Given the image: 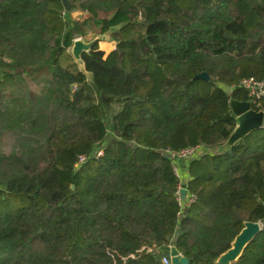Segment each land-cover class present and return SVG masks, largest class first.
Here are the masks:
<instances>
[{"label": "trees", "instance_id": "1", "mask_svg": "<svg viewBox=\"0 0 264 264\" xmlns=\"http://www.w3.org/2000/svg\"><path fill=\"white\" fill-rule=\"evenodd\" d=\"M108 32L81 71L74 39ZM244 78L264 81V0H0V264H215L244 221L233 264H264V124L217 151L229 99L264 111Z\"/></svg>", "mask_w": 264, "mask_h": 264}, {"label": "water", "instance_id": "2", "mask_svg": "<svg viewBox=\"0 0 264 264\" xmlns=\"http://www.w3.org/2000/svg\"><path fill=\"white\" fill-rule=\"evenodd\" d=\"M66 4V0H62ZM110 32L104 35H97L89 41H84L82 38L74 39L70 47V54L72 55L75 63L79 66L81 71H84V62L81 58L82 52H88L92 44L98 39L108 40ZM113 43V42H111ZM196 79L208 80V75L201 72L195 75ZM229 106L232 113L236 117L237 124L231 132L227 141L217 148V151H225L235 144L238 140L249 135L254 130L263 127L264 124V111L252 109L248 101H237L229 99ZM181 199L184 200L187 190L181 188ZM261 224L259 222L244 221L239 232L233 237L230 242L229 248L219 254L215 260V264H233L242 255L245 247L251 240L260 232ZM165 256L170 258L171 264H188L189 260L181 255L178 250L171 246L164 252Z\"/></svg>", "mask_w": 264, "mask_h": 264}, {"label": "built area", "instance_id": "3", "mask_svg": "<svg viewBox=\"0 0 264 264\" xmlns=\"http://www.w3.org/2000/svg\"><path fill=\"white\" fill-rule=\"evenodd\" d=\"M241 86H243L244 88L247 89L248 94L256 99H259L260 97H262L264 95V81H258L254 78H244L240 81ZM201 150L197 147H193V148H188V149H184L181 150L178 153H170L171 157L174 158L175 160L177 159H184V160H188L191 159L193 157H195L196 155L199 154ZM98 154H100V152H98ZM80 161L82 160V158L79 159ZM183 188L180 185L178 186V192H177V198L178 201L182 203H190L193 200V196H188V194L186 193L185 199L182 200L181 196H180V189ZM161 264H171L170 258L168 256L163 255L161 258Z\"/></svg>", "mask_w": 264, "mask_h": 264}, {"label": "rangeland", "instance_id": "4", "mask_svg": "<svg viewBox=\"0 0 264 264\" xmlns=\"http://www.w3.org/2000/svg\"><path fill=\"white\" fill-rule=\"evenodd\" d=\"M79 13L78 12H75V16L76 15H78ZM96 33V32H95ZM97 35H99V34H96V35H94L93 37H91L90 39H84V38H82L84 41H89V40H91L92 38H94L95 36H97ZM109 37V39L108 40H102V39H98L97 41H98V46H99V48L100 49H102L104 52H105V54H107L108 52H110L113 48H114V45H115V42L111 39V36L109 35L108 36ZM111 42H113V43H111ZM175 167H177L178 168V166L177 165H175Z\"/></svg>", "mask_w": 264, "mask_h": 264}, {"label": "crops", "instance_id": "5", "mask_svg": "<svg viewBox=\"0 0 264 264\" xmlns=\"http://www.w3.org/2000/svg\"><path fill=\"white\" fill-rule=\"evenodd\" d=\"M179 170H180V172L182 173V174H181V176H184V175H185V173L183 172V170H184V169H183V166H182V167H180V168H179ZM184 177H185V176H184Z\"/></svg>", "mask_w": 264, "mask_h": 264}]
</instances>
